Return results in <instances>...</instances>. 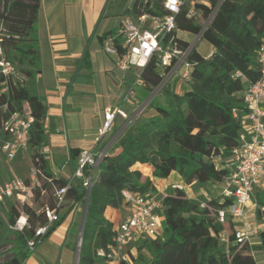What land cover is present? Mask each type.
<instances>
[{
    "label": "trees",
    "instance_id": "16d2710c",
    "mask_svg": "<svg viewBox=\"0 0 264 264\" xmlns=\"http://www.w3.org/2000/svg\"><path fill=\"white\" fill-rule=\"evenodd\" d=\"M217 2L211 0L213 7L205 6L203 16L195 20L186 17L184 8L176 16L179 28L199 33L202 29L199 20L205 21ZM40 5L41 0H0V26L5 28L2 45L18 70L17 76L0 74V130L12 113H29L34 117L29 148L33 164L41 172V185L35 191L37 202L38 197H42L43 206L56 207V190L67 186L69 181L56 178L50 170L42 151L47 107L30 92L23 79L31 76L30 68L40 63L35 35ZM143 11L166 13L159 0H135L129 14L138 17ZM116 34L114 44L123 54L121 33L117 31ZM179 38L183 45L188 44L187 39ZM203 38L211 44L212 50L203 54L195 48L190 53L189 59L194 66L189 89L180 94L164 86L166 104L153 103L157 115L129 125L119 140V153L105 154L98 166L85 167L84 174L92 177V185L78 264H99V260L106 258L98 256L97 250L113 245L116 233L106 211L108 207L125 204L124 190L156 198L152 177L137 167L138 164L150 167L152 176L159 178H166L173 172L183 174L186 166L196 164L186 180L200 184L224 180L227 175V170L219 169L215 160L219 158L225 163L239 145L242 123L234 111H245L243 93L249 83L260 78L257 57L264 39V0H222ZM83 60L89 64L87 52ZM164 73L151 60L142 69L141 76L147 88L154 90ZM93 170L97 171L95 177ZM87 193L88 188L78 180L70 183L66 199L85 202ZM161 200L165 216L163 231L154 238H143L138 255L129 251V257L120 259L118 264H259L253 251L260 249L264 253V228L260 231L261 245L251 246L248 240L237 241L231 216L225 222L218 219V210L233 203V198L208 199L206 207H201V202L190 198L184 189L171 188ZM256 200L259 205L257 218L264 222V188L257 193ZM23 212L33 228L25 233L10 228L15 233L19 251L6 264H16L26 258L30 252L27 237L33 234L37 224L46 222L38 207H18L12 203L9 224ZM55 225L50 227L48 234Z\"/></svg>",
    "mask_w": 264,
    "mask_h": 264
},
{
    "label": "crops",
    "instance_id": "0c3cea01",
    "mask_svg": "<svg viewBox=\"0 0 264 264\" xmlns=\"http://www.w3.org/2000/svg\"><path fill=\"white\" fill-rule=\"evenodd\" d=\"M134 1L41 0L35 32L40 63L38 67L30 68L33 74L25 78V83L30 92L42 99L47 107L44 120L46 139L42 151L56 178H63L74 184L78 180L82 181L75 176L81 151H104L107 155L119 153V140L127 127L157 115L155 103L166 104L162 90L135 85L139 70L135 67L120 69L117 66L118 56L105 49L108 39L116 37ZM85 52L89 57L88 65L83 60ZM168 86L180 94L189 89L188 83L179 77L173 78ZM109 107L120 108L125 116L117 114L113 128L100 135L99 128L104 121L105 110ZM2 157L6 158L5 153L0 151V182L15 177L27 179L30 176L33 159L28 149L17 152L16 160L13 159L15 164L10 168L2 164ZM195 166L196 164L186 166L183 174L173 172L165 179L153 177L150 167L137 165L152 177L157 189V199L175 185H181L190 198L204 202V199H208L209 189L206 186L211 183L200 184L186 180ZM26 169L27 174L23 176L21 172ZM96 175L97 171L93 170L92 176ZM263 188L264 176L261 184L255 187L253 199L245 207L244 217L232 218L236 230L258 228V232L249 238L251 246L261 245L260 231L264 228V222L257 218L259 205L256 195ZM224 189L225 186L221 191L223 195ZM7 204L8 225L0 242V264H6L19 251L15 233L9 225L12 203L8 201L0 211L3 212L2 209ZM84 208L85 202L67 198L59 209L61 218L54 224V229L41 240L34 251H30L18 263L78 264ZM156 212L161 222L160 234L163 231L164 208H157ZM127 214L126 204L117 208L108 207L106 211V216L115 227ZM141 240L126 245L119 251V256L99 260V264H118L120 259L129 257V251L137 256ZM136 243L138 246H135ZM25 250L23 248L22 252ZM144 253L148 255L147 251ZM253 253L258 263L264 264L263 251L257 249Z\"/></svg>",
    "mask_w": 264,
    "mask_h": 264
},
{
    "label": "built area",
    "instance_id": "2783aa9c",
    "mask_svg": "<svg viewBox=\"0 0 264 264\" xmlns=\"http://www.w3.org/2000/svg\"><path fill=\"white\" fill-rule=\"evenodd\" d=\"M222 0H218L213 11L205 19L199 33H191L196 36L195 40H188L187 45H183L176 16L185 8V15L188 19L195 20L203 16L205 6L213 7L211 0H163L162 8L166 13H152L143 11L138 17L129 14L125 17L120 30V43L124 49L120 54L114 44V38L108 39L105 49L108 53L118 56L117 66L127 70L135 67L139 70L135 85L146 86L142 79V69L149 61H155L165 73L155 90H162L168 86L171 80L179 77L185 83L191 80L193 62L189 55L193 49L198 48L203 33L210 24L218 6ZM5 28L0 26V74L5 77L17 76L16 65L6 54L2 45ZM258 68L261 72L260 78L247 85L244 93L245 111L239 113L234 111L242 123V130L239 135V145L234 148L232 157L225 163L216 159L219 169L227 170L224 178V196L233 198V203L218 210V219L225 222L228 216L232 218L244 217L246 205L251 202L254 190L260 185L264 176V39L258 50ZM238 75H241L239 72ZM5 90V89H3ZM124 114L120 108L109 107L105 110L104 121L99 128V134L104 135L113 128V121L117 114ZM34 122L31 114L12 113L4 121L0 130V151L5 153L8 160L16 158L19 150L29 147L30 130ZM105 152L94 150H83L78 156V168L75 176L83 181V185L90 189L92 177L84 174L87 166H98ZM40 169L33 164L31 174L27 179L15 177L13 179L0 182V209L8 201L16 205H28L35 208L37 206L36 189L40 187ZM56 190L57 206L50 207L44 205L39 209L46 218L43 224L34 227L33 234L27 237L26 245L29 251H34L41 240L48 234L52 225L60 221L59 209L66 201V193L70 185ZM175 188L183 189L181 185ZM167 193H164L166 195ZM125 204L128 207L126 218L115 227L114 244L108 249L97 250L98 256L112 259L126 245L134 243L143 238H154L159 235L161 227L160 217L156 212L157 208H162V200L152 197L150 194H142L133 190H124ZM206 202H201V207H206ZM10 227L16 231L25 233L33 228V224L26 213H21ZM257 227L236 230L238 242L249 241L252 234L257 233ZM82 242V238L79 243ZM123 257L122 255H120ZM20 264V263H17ZM22 264V263H21Z\"/></svg>",
    "mask_w": 264,
    "mask_h": 264
},
{
    "label": "rangeland",
    "instance_id": "374dc122",
    "mask_svg": "<svg viewBox=\"0 0 264 264\" xmlns=\"http://www.w3.org/2000/svg\"><path fill=\"white\" fill-rule=\"evenodd\" d=\"M153 1H156V0H153ZM159 1L162 2L163 0H159ZM199 21L203 25V23H204L203 19H200ZM118 30L120 31L121 30V27ZM180 35L182 37H185V38L189 39L190 41L191 40L193 41V40L196 39V36L195 35L189 34V33L185 32V31H180ZM211 49H212L211 44L205 38H203L202 40H200V42L198 44V50L201 53L208 54ZM19 78L22 79L23 77L19 75ZM23 79H25V78H23ZM27 149L29 150L30 156L32 157V152H31L32 149L29 148V147ZM15 160H8L7 158H3V157L1 158L2 164L5 167H7V168H10L11 166H13V164H15ZM21 174L23 176H25L27 174V169L25 170V172H21ZM167 178L168 177H166L165 179H167ZM210 183L211 184H209L208 187L206 186V188L209 189V190L206 189L207 190V194H208V199H212V198H223L224 195H223V193H221V191H222V189L225 186L224 180L210 181ZM184 191L186 192V190H184ZM167 192H169V190ZM162 196H164V194ZM208 199L207 198L204 199L205 200L204 202H206ZM38 200L39 201L37 202V206L36 207H38V209H41V207L43 206V204H41L42 201H43L42 200V197H40V198L38 197ZM8 205L9 204H7L6 206L3 207V209H2L3 212L0 211V242H1V239L3 237L4 231L6 230V227L8 225ZM17 206L18 207H22V205H19V204H17ZM81 238H82V235L80 237V240H81ZM80 240H79V242H80ZM80 245H81V243H79V248H80ZM135 246H138L137 243L135 244ZM133 247H134V245H133Z\"/></svg>",
    "mask_w": 264,
    "mask_h": 264
},
{
    "label": "water",
    "instance_id": "95a60500",
    "mask_svg": "<svg viewBox=\"0 0 264 264\" xmlns=\"http://www.w3.org/2000/svg\"><path fill=\"white\" fill-rule=\"evenodd\" d=\"M89 198H90V189H88V193H87V197H86V201H85V208H84V214H83V223H82V233H83V230H84L85 219H86V216H87ZM79 252H80V248H79Z\"/></svg>",
    "mask_w": 264,
    "mask_h": 264
}]
</instances>
